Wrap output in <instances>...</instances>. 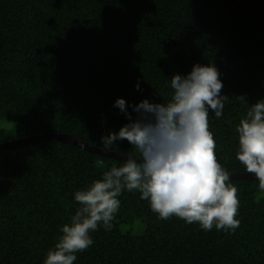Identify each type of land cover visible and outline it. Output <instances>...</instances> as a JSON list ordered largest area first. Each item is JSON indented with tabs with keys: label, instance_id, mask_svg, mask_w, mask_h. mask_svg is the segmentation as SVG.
Returning <instances> with one entry per match:
<instances>
[{
	"label": "trees",
	"instance_id": "obj_1",
	"mask_svg": "<svg viewBox=\"0 0 264 264\" xmlns=\"http://www.w3.org/2000/svg\"><path fill=\"white\" fill-rule=\"evenodd\" d=\"M209 63L229 97L221 118L209 110L217 161L247 173L236 129L248 105L236 97L264 99V0H0V143L60 133L136 155L127 140L101 143L129 123L115 101L135 119L131 106L170 102L173 75ZM122 162L54 140L0 150V264H44L80 207L75 193ZM230 183L234 234L160 220L124 190L112 230L90 232L74 264H264V192L258 181Z\"/></svg>",
	"mask_w": 264,
	"mask_h": 264
},
{
	"label": "clouds",
	"instance_id": "obj_2",
	"mask_svg": "<svg viewBox=\"0 0 264 264\" xmlns=\"http://www.w3.org/2000/svg\"><path fill=\"white\" fill-rule=\"evenodd\" d=\"M221 73L214 63L195 64L185 76L170 80L173 90L168 103H150L147 99L131 106L136 118L127 112L126 101L117 99L114 107L129 120L118 133L101 138L104 146L127 140L136 155H129L119 167H112L91 186L77 191L74 199L80 207L70 223L60 229L62 235L49 250L44 264H74L75 253L87 250L94 241L90 232L98 225L106 231L114 227L124 190L141 193L151 211L160 220L176 216L188 224L198 223L204 231L225 230L234 234L240 226L236 219L240 201L230 174L216 157V141L209 130V110L223 116L225 102ZM137 90H141L139 82ZM248 105L238 132L237 160L246 172L258 179L264 192V99L249 104L245 96L236 97ZM97 168L104 160L95 161ZM102 222V224H101Z\"/></svg>",
	"mask_w": 264,
	"mask_h": 264
},
{
	"label": "water",
	"instance_id": "obj_3",
	"mask_svg": "<svg viewBox=\"0 0 264 264\" xmlns=\"http://www.w3.org/2000/svg\"><path fill=\"white\" fill-rule=\"evenodd\" d=\"M62 141L74 144L75 146H78L86 151L98 153L100 155L112 157L119 160H126V156L119 155L115 152H109L102 149H97L95 147H92L86 143H83L69 135H64L60 133H53V134H40V135H34L27 138H21L17 140H11L4 143H0V150L14 148V147H20L28 144H33L36 142H42V141ZM230 174V180H249V181H258L257 178H255L254 174L250 173H229Z\"/></svg>",
	"mask_w": 264,
	"mask_h": 264
}]
</instances>
